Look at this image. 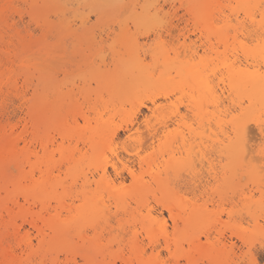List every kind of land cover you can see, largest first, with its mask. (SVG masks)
<instances>
[{
  "label": "snow or ice",
  "instance_id": "snow-or-ice-1",
  "mask_svg": "<svg viewBox=\"0 0 264 264\" xmlns=\"http://www.w3.org/2000/svg\"><path fill=\"white\" fill-rule=\"evenodd\" d=\"M0 25L2 264H264V0H0Z\"/></svg>",
  "mask_w": 264,
  "mask_h": 264
},
{
  "label": "bare ground",
  "instance_id": "bare-ground-1",
  "mask_svg": "<svg viewBox=\"0 0 264 264\" xmlns=\"http://www.w3.org/2000/svg\"><path fill=\"white\" fill-rule=\"evenodd\" d=\"M133 86H135V85L131 84V85L128 86L129 91L132 89ZM138 86H139V84H138ZM20 112H25L26 113V109H23ZM13 116L15 117V119L12 120L8 124L9 133L11 134L13 127H15L18 124L19 127H20V131L15 134V138L16 139H21L22 137L29 135V133L31 131L30 126L29 127H25V124L22 122V117L20 115H19V117L18 116L16 117L15 115H13ZM5 119H7V118L5 117L4 119H0V149H2V147H3V139H4V131L3 130H4V127H5V124H4V120ZM29 125H30V119H29ZM0 188H2V184H0ZM3 199H4L3 195L0 194V201H2ZM4 223H5L4 216H3V214H0V264H2V262L5 259H13L14 258L10 254L6 256L5 253H4V249H3V235L4 234H3V231H2ZM33 238L35 239V234H34ZM52 239L53 238L51 236H44L43 232H41V234H40L41 248H40L39 256L38 257L37 256H33L32 258H34V259L35 258H38V259L45 258V255L47 254V252L50 249V245L52 243ZM16 243L19 244L20 241L17 240ZM26 247H29V246L26 244ZM25 258H28V253L27 252H25Z\"/></svg>",
  "mask_w": 264,
  "mask_h": 264
},
{
  "label": "rangeland",
  "instance_id": "rangeland-1",
  "mask_svg": "<svg viewBox=\"0 0 264 264\" xmlns=\"http://www.w3.org/2000/svg\"><path fill=\"white\" fill-rule=\"evenodd\" d=\"M29 2H32V0H18V3L20 4H24V3H29ZM40 3H62V4H67V5H77L79 6L80 4L82 3H99V4H108V3H119L120 0H39ZM170 2H180V0H170ZM192 2H196V0H192ZM53 11H60L61 13H64L65 11H70L72 12L73 14V18L75 17V15L77 14H80V15H83V11L78 9V8H69L67 10L61 8V9H58V10H53ZM3 37H4V32H3V26L0 25V50H2V47H3V44H4V40H3ZM115 67V66H114ZM136 83V84H135ZM135 85L132 87V89L130 91H135L139 86H138V78L137 77H134V76H129V85ZM127 98V97H125ZM115 101L116 102H120V97L119 95H117L115 97ZM18 107V108H17ZM115 107V105H114ZM23 109L20 108L19 106H16L14 108V112L12 113V116L15 115L16 117L19 115H17V113H20V111H22ZM5 117H3V114L0 113V119H4ZM193 195H195V193H193Z\"/></svg>",
  "mask_w": 264,
  "mask_h": 264
}]
</instances>
